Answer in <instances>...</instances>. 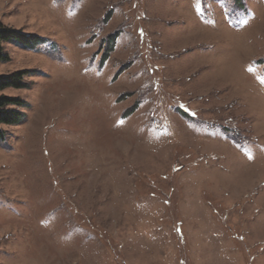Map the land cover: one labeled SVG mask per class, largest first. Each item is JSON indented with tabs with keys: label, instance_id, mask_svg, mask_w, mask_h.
Returning a JSON list of instances; mask_svg holds the SVG:
<instances>
[{
	"label": "rangeland",
	"instance_id": "rangeland-1",
	"mask_svg": "<svg viewBox=\"0 0 264 264\" xmlns=\"http://www.w3.org/2000/svg\"><path fill=\"white\" fill-rule=\"evenodd\" d=\"M0 26L43 40L3 44L29 74L0 264H264V0H0Z\"/></svg>",
	"mask_w": 264,
	"mask_h": 264
},
{
	"label": "trees",
	"instance_id": "trees-1",
	"mask_svg": "<svg viewBox=\"0 0 264 264\" xmlns=\"http://www.w3.org/2000/svg\"><path fill=\"white\" fill-rule=\"evenodd\" d=\"M42 38L34 35L25 34L22 31L9 27L0 26V61H8L4 54L3 44H14L24 49H31L42 42ZM110 49L104 55V61L109 59L110 52L114 49L115 37L108 39ZM29 74L27 71H20L6 76H0V143L4 142L6 133L1 129L2 126H14L23 122L25 114L21 111L27 105L19 98L5 95L7 89L22 90L28 87L24 78Z\"/></svg>",
	"mask_w": 264,
	"mask_h": 264
}]
</instances>
